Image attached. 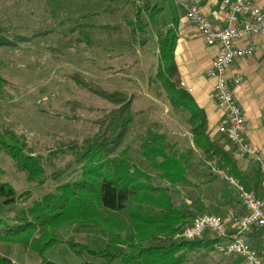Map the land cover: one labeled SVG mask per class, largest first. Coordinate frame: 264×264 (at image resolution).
<instances>
[{
	"label": "rangeland",
	"instance_id": "obj_1",
	"mask_svg": "<svg viewBox=\"0 0 264 264\" xmlns=\"http://www.w3.org/2000/svg\"><path fill=\"white\" fill-rule=\"evenodd\" d=\"M145 2L148 0L140 4ZM151 2L163 8L161 18L169 23L168 1ZM94 3L97 5L89 8L90 13L95 14L88 15V31L72 28L70 35V27L65 23L70 10L78 8H71L67 0H0V37L6 43L0 46V139L10 143V138L14 137L25 144V151L49 161V150L92 138L99 130L98 120L115 106L79 84L82 80L99 86L108 94L124 92L133 96V121L119 151L130 148L132 159L139 161L136 142L152 129L166 134L169 144L184 152L192 144L187 126L173 112L161 85L153 82L160 67L156 27L145 17L144 29L133 41V26L126 22L131 18V8L123 5L125 0H94ZM112 7L119 10L111 13L108 10ZM78 15L80 12L72 15L75 22L79 21ZM96 23L105 24V28L120 24L119 43H114L113 29L109 28V32L103 28L95 30ZM92 32L98 33L99 41L88 44L86 49L82 41L86 37L92 40ZM63 35L70 41L65 42ZM56 154L51 163L43 165L48 176L66 167L67 162H71L70 169L76 167L68 155ZM217 172L213 164L201 158L200 163L185 170V182L171 185L156 180L155 183L166 187L177 208L189 210L193 213L191 217L205 213L215 215L216 206H222L224 194L229 192ZM0 182L13 188L19 208L30 207L46 194L53 193L57 186L50 177L43 184L28 182L26 174L16 168L3 150H0ZM118 217L124 220L126 214ZM58 238L92 246L105 245V238L99 233L83 229L79 232L74 228L64 229ZM0 254L19 264H41L35 252L24 251L19 246L0 245ZM198 255L183 264H210L208 252ZM46 259L58 264L81 262L64 243L49 251ZM85 259L89 260L87 256Z\"/></svg>",
	"mask_w": 264,
	"mask_h": 264
},
{
	"label": "trees",
	"instance_id": "obj_2",
	"mask_svg": "<svg viewBox=\"0 0 264 264\" xmlns=\"http://www.w3.org/2000/svg\"><path fill=\"white\" fill-rule=\"evenodd\" d=\"M141 1L125 0L123 5L131 8V18L126 22L133 26V41L143 31L145 17L156 27L160 67L153 82L161 85L173 112L187 126L191 146L179 152L174 144H169L166 134L149 129L136 142L135 152L140 160L134 161L130 148L119 151L133 121V96L124 92L108 94L99 86L80 80L79 84L88 91L115 106L98 120L99 130L92 138L49 150V161L25 151V144L14 137L10 138V143L0 139V150L26 174L28 182L43 184L49 177L57 182L53 193L46 194L28 208H19L13 188L0 182V245L19 246L24 251L35 252L41 264H58L46 259V255L61 243L81 261L78 264H182L188 253L212 249L217 240L211 233L192 240L177 238L176 235L189 225L193 213L179 210L167 188L157 185L156 180L171 185L185 182V170L203 158L246 190L254 194L257 191L256 184L249 187L242 180L232 154L223 148L224 137L209 135L204 110L189 93L179 88L174 61L177 17L173 0H167L171 8L169 23L163 16L161 18L163 8L151 0L143 5ZM118 10L112 7L108 11ZM109 28L103 29L108 31ZM118 29L122 31L120 24ZM5 44L0 37V46ZM60 152L71 157L76 167L70 169L71 162H67L66 167L48 176L43 165L51 163ZM224 183L229 185L225 180ZM236 202L240 204L238 198ZM122 213L126 214L124 220L118 217ZM67 228L99 233L105 238V245L62 241L58 238L59 232ZM85 256L89 260H84ZM0 264L19 263L0 254Z\"/></svg>",
	"mask_w": 264,
	"mask_h": 264
},
{
	"label": "built area",
	"instance_id": "obj_3",
	"mask_svg": "<svg viewBox=\"0 0 264 264\" xmlns=\"http://www.w3.org/2000/svg\"><path fill=\"white\" fill-rule=\"evenodd\" d=\"M221 3L224 13L220 30L212 29L200 13V0H188L182 8L186 19L205 43L220 49L207 70V76L215 82L213 98L221 112L217 132L264 176V160L245 136L244 117L232 92L233 87L243 82V77L238 74L232 78L227 76V70L234 61L255 55L256 46L252 39L264 35V11L251 0H222ZM238 43H244V46L239 48ZM179 88L192 93L183 82ZM223 177L235 190L241 211L226 218L208 213L197 215L176 237L192 240L211 233L217 240L213 245L215 251L239 257L243 264H264V199L246 190L233 177ZM254 233L260 237V248L251 245L250 236Z\"/></svg>",
	"mask_w": 264,
	"mask_h": 264
},
{
	"label": "crops",
	"instance_id": "obj_4",
	"mask_svg": "<svg viewBox=\"0 0 264 264\" xmlns=\"http://www.w3.org/2000/svg\"><path fill=\"white\" fill-rule=\"evenodd\" d=\"M186 1L188 0H173L175 15L177 17L176 24L174 25L176 33L174 61L179 74V81L192 90L191 97L206 114L209 135L213 138H218L221 136L217 132L221 112L217 109L213 98L215 82L207 76V70L220 49L218 46H208L201 34L186 19L182 8L183 3ZM251 1L264 11V0ZM67 2L71 8L75 6L78 8L73 11L70 10V17L68 22L65 23V25L70 27V35L72 34V28H84L85 31H88V12L90 11V5L95 4L94 0H67ZM221 2L222 0H200V13L214 30L223 28L224 6ZM74 12H80L78 22H75L74 16L72 17ZM114 26L117 28L113 33L115 35L114 43H119L118 40L122 36L121 31L118 29L119 24L115 23ZM170 26H172L171 23ZM93 27L95 30L102 29L105 27V24L99 25L96 23ZM97 35V32H92L90 34L93 38L92 40H88L86 37L85 41H82L86 45V49L88 44L91 46L98 43ZM63 37L65 42L70 41L66 35H63ZM252 40L256 46V53L253 58H241L234 61L227 70V76L232 78L238 74L243 77V82L232 88L233 96L244 117L245 136L261 159L264 160V35L255 36ZM110 42L113 43L112 40ZM243 46L244 43L237 44L239 48ZM69 49L71 48L69 47ZM223 140L225 141V139ZM223 148L232 154L241 173L242 180L249 187H253L256 184L257 191L255 195L258 198L264 199V176L258 173L256 166L250 163L244 156L238 155L228 142L225 141V144L223 143ZM217 174L224 181V174L220 171ZM227 187L229 192H225L222 206L219 205L220 207L216 206L215 208L217 213L215 215L223 218L241 211L240 204L236 202L237 194L235 190L230 185H227ZM256 237L258 238L255 235L250 236L251 245L260 248V238L257 239ZM200 252H208L207 256L210 264H243L239 257L221 254L210 247L208 250L199 249L196 252L188 253L183 263H187L189 259L196 258Z\"/></svg>",
	"mask_w": 264,
	"mask_h": 264
}]
</instances>
